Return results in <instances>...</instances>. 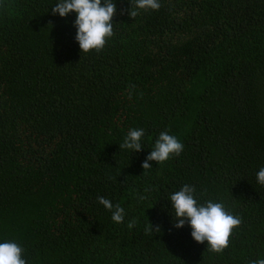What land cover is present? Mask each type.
<instances>
[{"label":"trees","instance_id":"16d2710c","mask_svg":"<svg viewBox=\"0 0 264 264\" xmlns=\"http://www.w3.org/2000/svg\"><path fill=\"white\" fill-rule=\"evenodd\" d=\"M58 2L0 8V243L27 264L264 259V0H159L135 19V0H113L114 35L87 54ZM131 129L145 132L139 152L120 149ZM164 131L182 153L144 170ZM185 184L241 218L223 253L174 226Z\"/></svg>","mask_w":264,"mask_h":264},{"label":"clouds","instance_id":"9594fccd","mask_svg":"<svg viewBox=\"0 0 264 264\" xmlns=\"http://www.w3.org/2000/svg\"><path fill=\"white\" fill-rule=\"evenodd\" d=\"M6 7L3 0H0V8ZM161 7L159 0H135L131 10L128 12L132 18L139 14L136 9L145 11L151 9L158 11ZM77 13L75 26L77 28L76 40L78 41L82 53H89L93 50L100 52L106 45L108 38L114 35L113 17L117 8L113 0H59L52 7V14H59L61 17H67L70 13ZM145 132L143 129L129 130L120 149L133 150L139 152L142 150V138ZM184 149V145L167 131L161 132L156 140L154 150L146 157L142 167L147 170L152 167L150 161L163 163L169 160L173 155L179 156ZM257 181L264 185V167L257 172ZM196 189L194 186L185 184L179 191L170 196L171 209L174 218V226L183 228L189 224L191 235L195 241L203 244L208 242L209 251L223 253L229 246L230 237L233 230L239 227L242 220L238 216L230 214L225 205L221 202L206 201L199 204L195 198ZM98 202L112 213V220L115 223H123L125 218L124 209L102 196L97 197ZM143 199V197H141ZM136 220L129 221L128 227L132 228ZM152 231L159 232L160 228L155 229L150 223L145 228L146 233ZM23 249L15 242L0 243V264H27L22 258ZM252 264H264V259L252 261Z\"/></svg>","mask_w":264,"mask_h":264}]
</instances>
